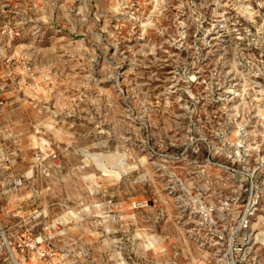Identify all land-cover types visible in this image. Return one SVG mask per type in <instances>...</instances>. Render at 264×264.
<instances>
[{
    "label": "rangeland",
    "instance_id": "obj_1",
    "mask_svg": "<svg viewBox=\"0 0 264 264\" xmlns=\"http://www.w3.org/2000/svg\"><path fill=\"white\" fill-rule=\"evenodd\" d=\"M0 264H264V0H0Z\"/></svg>",
    "mask_w": 264,
    "mask_h": 264
},
{
    "label": "bare ground",
    "instance_id": "obj_2",
    "mask_svg": "<svg viewBox=\"0 0 264 264\" xmlns=\"http://www.w3.org/2000/svg\"><path fill=\"white\" fill-rule=\"evenodd\" d=\"M220 255H221V254H220ZM220 255H219V256H220Z\"/></svg>",
    "mask_w": 264,
    "mask_h": 264
}]
</instances>
